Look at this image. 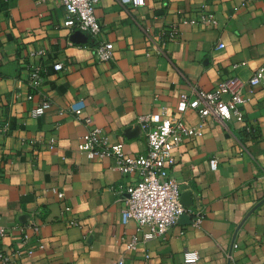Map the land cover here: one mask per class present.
Segmentation results:
<instances>
[{"label": "crops", "instance_id": "crops-1", "mask_svg": "<svg viewBox=\"0 0 264 264\" xmlns=\"http://www.w3.org/2000/svg\"><path fill=\"white\" fill-rule=\"evenodd\" d=\"M205 12L216 25L201 22ZM94 14L101 32L76 43L61 3L0 0V124L8 123L0 132V254L10 255L7 264H185L191 250L196 264H264V85L245 82L242 121L185 113L187 124L202 123V135L184 137L172 151L170 176L189 204L163 236L147 239L146 227L122 222L119 190L136 175L77 149L92 125L125 153H143L140 117L176 116L182 94L192 98L228 75L246 81L264 71V0H97ZM172 26L177 34L169 40ZM100 41L113 43L112 60H95L92 47ZM38 49L45 55H29ZM57 61L63 70H53ZM37 62L45 69L41 94L26 99L28 70ZM45 98L51 106L31 116ZM78 98L85 104L79 119L59 114ZM32 224L37 232L27 228Z\"/></svg>", "mask_w": 264, "mask_h": 264}, {"label": "built area", "instance_id": "built-area-1", "mask_svg": "<svg viewBox=\"0 0 264 264\" xmlns=\"http://www.w3.org/2000/svg\"><path fill=\"white\" fill-rule=\"evenodd\" d=\"M51 1L59 2L64 6L66 17L64 26L71 32L80 30L90 35L97 36L101 32V24L94 14V7L97 0H36L37 3ZM122 4L141 6L145 0H119ZM194 23L195 21H190ZM201 22L206 25H216L217 19L213 14L205 12L202 14ZM177 28L172 26L166 31V38L174 40ZM162 42V40H161ZM218 47H223L219 44ZM113 43L100 41L92 47L95 60L106 62L113 59ZM30 56L42 57L44 49L30 50ZM239 64H233L236 69ZM54 71L64 69V63L57 61L53 63ZM44 67L41 63H31L28 70L27 84L29 93L26 99H32L34 94H41ZM249 83L252 87L264 85V71L257 68L251 72L245 81L236 74L228 75L221 79L212 90H197L192 98L182 94L176 104L178 115L164 117L162 113H152L139 118L144 130L146 139V150L143 153L129 155L124 152L121 142L111 143L107 135L99 127L89 125L87 130L79 138L77 149L84 153L88 159H101L109 157L113 159V168L121 174H135L136 180L124 189L119 190L124 201L121 211V219L125 224L129 220H135L139 227H146L145 238L163 236L168 229L175 224L187 208L181 202V190L177 181L170 176V169L176 159L172 154L184 137H199L202 135V123L190 125L185 122L184 115L188 110L195 111L201 118L213 117L221 122L232 119L242 121V106L248 98L244 94V84ZM84 101L81 98L71 101L65 108L58 110L59 114L65 113L79 119L84 110ZM51 106V101L45 98L40 104L30 110L33 117L42 115ZM88 121V119H86ZM89 123V122H88ZM8 129V123L0 124V132ZM53 139L49 141V147L53 145ZM209 167L215 170L217 160L209 159ZM2 167L0 165V176ZM56 196L62 198L63 193L56 191ZM201 212H197L193 218L194 223L201 220ZM70 220L69 224H75ZM34 232L38 226L32 224L27 227ZM5 229L0 226V237ZM29 234L23 232V242H26ZM233 247L236 244L232 245ZM42 247V245H40ZM132 248L133 245H128ZM29 253L31 251L28 250ZM21 250H15L14 255L19 256ZM230 256V253H227ZM10 255L0 254L3 264L10 261ZM199 256L197 251L186 250L183 253L185 264H196ZM123 261H118L121 264Z\"/></svg>", "mask_w": 264, "mask_h": 264}, {"label": "water", "instance_id": "water-1", "mask_svg": "<svg viewBox=\"0 0 264 264\" xmlns=\"http://www.w3.org/2000/svg\"><path fill=\"white\" fill-rule=\"evenodd\" d=\"M70 39L73 41V42H80V43H85V42H88L89 41V37L88 35L83 32V31H80V30H75L71 33L70 35ZM189 197L185 194V195H182L181 194V202L184 206L188 205L189 204ZM183 216V214L181 215ZM180 216V217H181Z\"/></svg>", "mask_w": 264, "mask_h": 264}]
</instances>
